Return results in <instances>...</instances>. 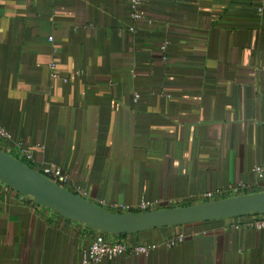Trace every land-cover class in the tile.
I'll list each match as a JSON object with an SVG mask.
<instances>
[{"label":"crops","instance_id":"1","mask_svg":"<svg viewBox=\"0 0 264 264\" xmlns=\"http://www.w3.org/2000/svg\"><path fill=\"white\" fill-rule=\"evenodd\" d=\"M142 12L133 22L128 0H0L4 151L30 148L35 170L60 166L67 189L106 209L259 189L264 0H143ZM252 216L114 236L150 252L96 264H264V228L241 227ZM96 232L0 181V264H79Z\"/></svg>","mask_w":264,"mask_h":264},{"label":"water","instance_id":"2","mask_svg":"<svg viewBox=\"0 0 264 264\" xmlns=\"http://www.w3.org/2000/svg\"><path fill=\"white\" fill-rule=\"evenodd\" d=\"M0 181L33 201L90 230L110 235L264 213V190L215 200L133 212H116L51 182L0 149Z\"/></svg>","mask_w":264,"mask_h":264},{"label":"built area","instance_id":"3","mask_svg":"<svg viewBox=\"0 0 264 264\" xmlns=\"http://www.w3.org/2000/svg\"><path fill=\"white\" fill-rule=\"evenodd\" d=\"M128 5L130 9V18L133 22H138L144 18V14L142 12L143 0H128ZM129 30L135 31V26L133 24L130 25ZM48 40L52 41V37H49ZM55 65L56 64L54 62H51L49 64V68L51 70L52 76H56ZM63 81L66 82L67 78H63ZM11 139L12 136L10 132L7 129H5L2 125H0V149L4 151L7 142H9ZM16 148L18 150L17 151L18 157L15 158L21 160L23 163L27 165H31L34 161V158L30 148H27L26 146H22L19 142L16 143ZM37 171L40 172L45 177H47L51 182H54L62 187L67 188L66 185L69 177L60 166L53 163H49L42 165L40 170ZM252 173L255 176L256 183H260L261 185L259 189L255 191L264 190V162L254 165L252 168ZM250 188L252 187L245 185L241 182H238L232 186H229L225 190L205 192L201 196V202L254 192V191H249ZM70 190L72 192L79 194L82 197H84L86 194L85 191L81 190L79 186H74ZM101 204H103V202H101ZM159 205H160L159 201L152 202L147 200L146 198H141L139 202L134 205L112 203L110 205H106V207L110 211L133 212V211H145V210L157 209ZM239 227H240L239 224L235 226V228H239ZM241 227L253 228L255 230H260L264 228V213L253 215L250 219H248L245 223H243ZM184 238H185V233L178 232L176 235H174L172 238L168 240L167 245L171 246L174 243L181 242ZM150 249L151 246H146L143 244H130L125 241L116 239L113 235L97 231L94 234V236L91 238L89 244L82 251L79 264H96L103 260L114 259L126 253L147 255L150 252Z\"/></svg>","mask_w":264,"mask_h":264},{"label":"trees","instance_id":"4","mask_svg":"<svg viewBox=\"0 0 264 264\" xmlns=\"http://www.w3.org/2000/svg\"><path fill=\"white\" fill-rule=\"evenodd\" d=\"M28 166H30L31 168H33L31 165H28ZM188 204H190V203H188ZM218 220H220V219L213 220V221H205V222H214V221H218ZM114 236H117V237H123L124 234H122V235H114Z\"/></svg>","mask_w":264,"mask_h":264}]
</instances>
